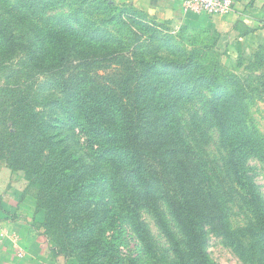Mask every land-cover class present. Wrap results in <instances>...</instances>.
Wrapping results in <instances>:
<instances>
[{
	"label": "trees",
	"instance_id": "1",
	"mask_svg": "<svg viewBox=\"0 0 264 264\" xmlns=\"http://www.w3.org/2000/svg\"><path fill=\"white\" fill-rule=\"evenodd\" d=\"M88 1L97 6L96 9L115 6L111 0H81L83 4ZM33 4L31 13L42 25L31 27L39 42L31 57L40 61L41 70L50 74L54 83L67 94V116L84 136L86 151L94 161H103L121 174L124 191L132 193V197H126L133 206L132 221L118 214L116 223L120 218L122 221L120 232L146 241L137 210L139 206H149L164 222L158 204L163 199L186 240L193 245L191 250L198 251L199 264H208L202 249L205 239L202 227L210 225L221 234L233 236L228 223L229 199L222 193L221 181L212 174L203 152L188 138L180 118L184 101L192 96L186 85L194 83L190 78L197 69L202 72L197 78L209 82L207 88L215 92L206 99L197 90L196 96L201 97L206 109L203 118L217 127L226 152L223 167L249 218L239 231L240 238L236 237L235 248L244 260L264 264V200L256 190L247 162L251 156L264 162V148L262 139L252 134L242 116L252 81L237 82L235 89L226 90L233 80L222 82L220 77L210 76L205 65L196 62L194 57L186 63L161 56L131 59V54L112 49L113 45L105 43L96 32L87 29L79 32L67 23L46 21L42 15L54 7L49 0ZM79 12L74 14L77 23H80ZM19 19L26 22L23 16ZM16 47L22 48L9 27L0 22V77L8 80L0 86V162H5L12 171L26 170L36 176L40 188L37 205L49 209V227L54 228L52 234L60 252L77 255L82 264H94L95 256H103L108 251L103 242L94 245L98 244L95 234L103 230L105 236L106 228L102 226V219L98 221L91 216V211L87 212L90 209L85 211L95 208L89 199L80 201L78 195L72 197L77 192L87 193V187L75 183L72 189L71 184L63 186L59 179L62 163L59 156L64 152L46 131L49 124L43 120L33 99L32 87L10 83L18 72L27 69L21 65L10 67L4 60L13 56ZM98 51H108L101 61L116 63L122 69L109 84H94L83 73H74V60H86ZM71 54L75 58L72 59ZM171 67L174 69L169 71ZM241 90L245 91L244 97ZM55 154L57 157L53 158ZM78 172L80 169L68 170L61 178L64 183L75 182L80 176ZM105 178L113 199L108 211L113 214L116 213L115 182L109 175ZM84 211L90 215L91 223H72L73 218L82 220ZM56 214L64 215L62 223L56 220ZM109 221L113 223L111 217ZM127 225L130 226L125 227Z\"/></svg>",
	"mask_w": 264,
	"mask_h": 264
},
{
	"label": "rangeland",
	"instance_id": "2",
	"mask_svg": "<svg viewBox=\"0 0 264 264\" xmlns=\"http://www.w3.org/2000/svg\"><path fill=\"white\" fill-rule=\"evenodd\" d=\"M36 1L38 0H0V22L9 27L15 35L17 45L22 47L21 49L16 47L13 56L4 60L6 59L10 67L16 65L27 67L24 72H18L10 83L32 87L33 99L43 120L49 124L46 131L52 141H58L57 148L64 152L59 156L62 163L58 176L63 186L71 184L72 189L75 183H78L79 187L86 186L87 193L77 192L72 197L78 195L77 199L80 201L89 199L91 206L95 208L92 210L89 207L85 211L90 209L87 212L91 211V216L96 217L98 221L103 220L105 236L104 231L99 230L95 234L98 244L94 245L99 246V243L103 242L108 251L103 256H95L92 262L199 264L196 258L198 251L191 250L194 248L193 245L186 240L163 199L159 200L158 204L164 222L160 221L159 216L149 206H139L137 210L146 241H140L136 236L129 238L124 232H120L121 218L132 221L133 206L126 200L132 193L124 191L121 174L103 161H94L86 151L84 136L67 116V94L54 83L50 74L41 70L40 61H35L31 57L39 43L31 27L38 23L42 25L31 13L30 5ZM49 1L54 7L53 10H45L42 15L46 21L67 23L79 32L85 29L96 32L103 37L105 43L113 45L112 49L131 54V59L140 57L152 59L161 56L171 61L186 63L194 57L196 62L205 65L210 76L220 77L222 82L233 80L229 81L226 90L235 89V84L252 81L251 92L245 98L246 105L244 104L242 109V116L252 134L262 139L264 148V47L258 51H225L218 46L216 33L205 32L198 26L179 22L177 18L180 14L174 10L168 13V10L164 9V2L159 0H111L115 3L111 9H96L97 6L90 1L84 4L81 0ZM26 6H29L30 11ZM16 12L19 15L14 14ZM77 12L81 14L80 23L76 22L74 15ZM20 16H23L26 22L21 21ZM194 18L200 19L199 16ZM92 43L99 45L94 41ZM105 55H108V51H98L97 55H91L86 60H74L75 75L83 73L94 84L111 83L117 79V74L122 69L116 63L101 61ZM70 57L75 58L73 55ZM173 69L174 67H171L168 70ZM201 73L196 69L190 78L194 83L186 85L188 94L192 96L184 101L180 118L188 138L203 152L212 174L221 181L224 189L222 193L226 200L229 199L228 223L233 233V236H228L210 225L202 227L205 229L202 247L204 261L208 264H255L244 260L235 248L236 237L240 238L239 231L243 230L249 218L231 177L223 167L226 152L221 146L217 127L203 118L206 109L200 101L201 97L196 96L197 90H200L202 98L206 99H210L215 92L207 88L209 82L205 83L204 80L197 78ZM6 83L7 78L0 77V86ZM240 93L242 97L245 96V91L241 90ZM56 157L55 154L53 158ZM247 162L251 167L250 173L256 190L264 200V162L255 156H251ZM72 169L77 171L80 169L79 178L75 182L64 183L61 175ZM105 175L113 177L112 181L115 182L116 213L113 214L108 211L113 199L109 195ZM93 182L98 184L95 185ZM38 185L35 175L26 170L12 171L5 162H0V264H82L77 255L60 252L57 239L52 234L54 228L50 230L49 227V209L38 208L37 205L40 194ZM85 211L82 212V220L77 221L73 218L72 223L78 225L82 222L91 223L90 215ZM118 214H121V223L119 220L116 223ZM63 216L56 214L54 217L62 223ZM110 217L113 223L109 221ZM128 226L130 225L125 227ZM136 248L139 251H136Z\"/></svg>",
	"mask_w": 264,
	"mask_h": 264
},
{
	"label": "crops",
	"instance_id": "3",
	"mask_svg": "<svg viewBox=\"0 0 264 264\" xmlns=\"http://www.w3.org/2000/svg\"><path fill=\"white\" fill-rule=\"evenodd\" d=\"M163 1L168 13L177 11L179 22L216 33L218 46L225 51H258L264 47V0H236L234 10L226 15L185 11V0ZM200 19H195V16Z\"/></svg>",
	"mask_w": 264,
	"mask_h": 264
},
{
	"label": "built area",
	"instance_id": "4",
	"mask_svg": "<svg viewBox=\"0 0 264 264\" xmlns=\"http://www.w3.org/2000/svg\"><path fill=\"white\" fill-rule=\"evenodd\" d=\"M236 0H185V11L205 12L209 15H226L235 8Z\"/></svg>",
	"mask_w": 264,
	"mask_h": 264
}]
</instances>
